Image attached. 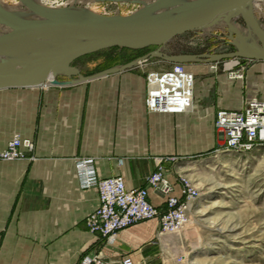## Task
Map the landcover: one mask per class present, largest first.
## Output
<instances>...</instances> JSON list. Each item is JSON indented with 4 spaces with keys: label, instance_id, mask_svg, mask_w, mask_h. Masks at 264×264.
<instances>
[{
    "label": "crops",
    "instance_id": "1",
    "mask_svg": "<svg viewBox=\"0 0 264 264\" xmlns=\"http://www.w3.org/2000/svg\"><path fill=\"white\" fill-rule=\"evenodd\" d=\"M100 51L81 56L73 66L91 75L146 55L92 68ZM169 65L162 58H147L82 82L60 73L57 83L0 89V148L15 134L34 146L33 159L0 161V264H78L93 252L108 264H121L125 255L136 264H159L168 238L157 218L119 230L110 242L87 230L84 218L98 204L97 191L80 188L75 160L91 158L99 177L120 175L127 188L135 189L145 185L155 158L175 157L165 164V175L171 194L179 195L177 174H193L201 160L225 151L214 127L216 113L238 110L254 96L264 98V88L205 64L193 72L187 111H149L146 71ZM148 199L164 205V196L154 189L149 188Z\"/></svg>",
    "mask_w": 264,
    "mask_h": 264
},
{
    "label": "rangeland",
    "instance_id": "2",
    "mask_svg": "<svg viewBox=\"0 0 264 264\" xmlns=\"http://www.w3.org/2000/svg\"><path fill=\"white\" fill-rule=\"evenodd\" d=\"M6 1H15L22 9L39 12L30 5L29 0ZM42 1L48 6L68 2ZM70 4L69 7L73 5L83 10L69 14L76 18L90 17L92 13V16L123 17L140 11L141 6L139 2L131 0H75ZM247 10H251L258 24L264 26V0H252ZM40 15L45 18L49 16ZM233 19L249 28L239 13ZM236 39V34L231 33L227 27L224 30L216 27L208 32L196 29L173 37L159 47H169L174 54L189 56V59L181 63L190 72L207 64L209 69L217 73L225 72L229 76L230 72H237L242 74L244 84L248 80L254 88H264V72L256 73L259 67H264V60L228 56L238 51ZM159 47L134 51L104 49L99 52L101 57L91 62L94 65L92 68L113 64L119 55L125 59L126 55H144ZM211 55L225 57L217 59ZM107 58L112 60L104 61ZM228 63H233L231 70L226 66ZM263 156L264 147L245 153L220 151L201 160L197 166L194 165V173L186 176L198 188L199 197L190 203L189 222L182 232L164 233L168 239L165 240L159 264H264Z\"/></svg>",
    "mask_w": 264,
    "mask_h": 264
},
{
    "label": "built area",
    "instance_id": "3",
    "mask_svg": "<svg viewBox=\"0 0 264 264\" xmlns=\"http://www.w3.org/2000/svg\"><path fill=\"white\" fill-rule=\"evenodd\" d=\"M165 49H161L162 53L174 54L172 48ZM140 62L141 60L138 63ZM229 77L241 78L242 74L232 71ZM145 79L147 110L181 113L191 107L195 75L182 63L172 62L167 67L150 69L146 71ZM214 127L223 136L225 151L245 153L263 148L264 98L251 97L238 110H219ZM33 147L30 139L15 134L0 148V161L33 159ZM174 160L175 157L170 156L155 158V168L145 177V185L129 189L120 175L99 177L91 158L76 159L75 168L80 188H95L97 191L98 204L84 218L87 230L110 242L119 230L154 218L158 219L161 234L181 229L189 220L190 203L199 197V191L190 178L177 174L180 193L171 194L172 184L165 175V164ZM149 188L164 196L162 207H157L149 201ZM78 264H108V261L100 252H93L85 255ZM121 264L136 262L131 256L125 255Z\"/></svg>",
    "mask_w": 264,
    "mask_h": 264
},
{
    "label": "water",
    "instance_id": "4",
    "mask_svg": "<svg viewBox=\"0 0 264 264\" xmlns=\"http://www.w3.org/2000/svg\"><path fill=\"white\" fill-rule=\"evenodd\" d=\"M252 0H192L161 14H150L155 8L137 11L123 17L95 15L90 17H54L42 19H19L0 9V21L9 30L0 34V54L11 55L23 49L30 41L59 42L56 48L45 53L38 61L16 68L0 67V89L16 87H35L45 83H57L55 76L60 73L77 76V82L101 77L110 73L132 68L140 60L162 58L170 63L183 62L189 56L183 54L162 53L159 46L183 33L211 27L218 19H223L232 30L231 20L236 13L246 16L259 27L253 14L247 12ZM160 2L154 6H159ZM149 13V15H144ZM47 14V13H38ZM240 36L237 32H231ZM264 50V41L260 39ZM159 47L142 57L135 58L118 67H110L91 75H82L73 62L81 56L112 48L140 50ZM237 46V45H236ZM238 51L228 56H242L264 60V51L260 54L244 55ZM12 52V53H11ZM201 56V55H199ZM223 58L224 55L210 56Z\"/></svg>",
    "mask_w": 264,
    "mask_h": 264
},
{
    "label": "bare ground",
    "instance_id": "5",
    "mask_svg": "<svg viewBox=\"0 0 264 264\" xmlns=\"http://www.w3.org/2000/svg\"><path fill=\"white\" fill-rule=\"evenodd\" d=\"M29 1L31 3L30 5H32L33 8H37L39 12H35L32 9H27V8L22 9L20 8L19 4H17V2L15 1L9 2L6 0H0V9L14 16L15 18H19V19L26 18V19H35V20L43 18L38 13H47L50 16H54V17H70L69 14L71 12L83 11L81 8H75V6L71 5L72 1L75 0H68V2H63L57 6H52V5L48 6L42 0H29ZM79 1L86 2L89 0H79ZM131 1H136L140 3L141 5L139 8L140 11L153 6L155 10L152 11V13L150 14H155V13L161 14L192 0H131ZM158 2H160V5L158 7L154 6ZM69 3H71L70 7L68 6ZM247 12L250 15L253 14L251 10H247ZM144 15H149V13H144ZM243 19L245 20V22L248 23L249 28H245L242 25L234 22L235 21L234 19L231 20L232 30H230V32L235 31L240 35L237 36V39L235 40L236 45L240 47V42H243V47L241 48L240 52L246 56L262 53L264 50H263V46L260 44V39L264 41V26L260 25L259 27H256L246 16H243ZM216 27H219L221 30H224L227 27V25L223 19H218L211 27L204 29L206 30V32H208V30L214 29ZM8 30L9 27L0 21V34ZM58 44L59 42H52V41H41V40L30 41L26 43L23 46V49L19 52H16L11 55L0 54V67L8 68L9 66L12 65L15 66L16 68H21L23 66L32 64L33 62L34 63L38 62L45 55L46 52H48L53 48H56ZM235 63L237 64V62ZM226 66L228 69H230L231 67H233V63H228L226 64ZM188 222L189 220L181 229L173 233H181L182 230L185 228V226H187Z\"/></svg>",
    "mask_w": 264,
    "mask_h": 264
},
{
    "label": "trees",
    "instance_id": "6",
    "mask_svg": "<svg viewBox=\"0 0 264 264\" xmlns=\"http://www.w3.org/2000/svg\"><path fill=\"white\" fill-rule=\"evenodd\" d=\"M109 49H120V50H127V51H134V50H132V49H126V48H119V47H112V48H109ZM145 49V48H144ZM122 57V55H119V56H117L115 59H114V61L116 62L118 59H121V57ZM127 56V58L129 57V56H131V55H126ZM110 60H112V58H107V59H104V61H110ZM111 65V64H110ZM107 66H109V65H107ZM106 66V67H107ZM104 68V67H103ZM103 68H98V69H103Z\"/></svg>",
    "mask_w": 264,
    "mask_h": 264
}]
</instances>
